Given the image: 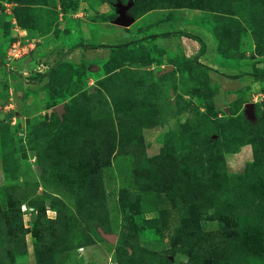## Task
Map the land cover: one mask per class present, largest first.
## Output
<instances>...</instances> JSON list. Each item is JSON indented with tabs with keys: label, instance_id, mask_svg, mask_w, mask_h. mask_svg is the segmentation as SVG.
<instances>
[{
	"label": "rangeland",
	"instance_id": "rangeland-1",
	"mask_svg": "<svg viewBox=\"0 0 264 264\" xmlns=\"http://www.w3.org/2000/svg\"><path fill=\"white\" fill-rule=\"evenodd\" d=\"M116 2L0 0V264H264V0Z\"/></svg>",
	"mask_w": 264,
	"mask_h": 264
},
{
	"label": "water",
	"instance_id": "water-1",
	"mask_svg": "<svg viewBox=\"0 0 264 264\" xmlns=\"http://www.w3.org/2000/svg\"><path fill=\"white\" fill-rule=\"evenodd\" d=\"M134 3V0H128L127 3H123L121 0H117L115 3V7L117 9V17L114 19V23L121 25V26H128L132 22V17L130 15V9ZM57 112L60 117H62V111L64 110V105L59 104L57 106ZM245 113L247 117L250 120H255L256 115H255V104L253 102H249L245 106ZM111 240L115 239V235H110L108 236Z\"/></svg>",
	"mask_w": 264,
	"mask_h": 264
},
{
	"label": "built area",
	"instance_id": "built-area-1",
	"mask_svg": "<svg viewBox=\"0 0 264 264\" xmlns=\"http://www.w3.org/2000/svg\"><path fill=\"white\" fill-rule=\"evenodd\" d=\"M18 44H15L16 42L13 43V45L10 47L9 54L10 56L14 58H20L23 57L25 54L28 53V50L33 47V42H28L27 44H21V41H18ZM48 64H45L44 60H41L36 63L35 66V72L36 73H44L48 71Z\"/></svg>",
	"mask_w": 264,
	"mask_h": 264
},
{
	"label": "trees",
	"instance_id": "trees-1",
	"mask_svg": "<svg viewBox=\"0 0 264 264\" xmlns=\"http://www.w3.org/2000/svg\"><path fill=\"white\" fill-rule=\"evenodd\" d=\"M182 33H183V35H185V36H188V37H190V38L196 39V40L199 42L200 46H201V52L204 51V49H205V43H204V40H203L202 38H200L199 36H197V35H195V34H193V33H190V32H182ZM176 34H181V32H176ZM195 61H197V63H198L199 65H201V66L204 67V65H203L200 61L197 60V56L195 57ZM53 67H54V64H53V65H52V64H51V65L49 64L48 71H46V72H44V73H36V74H37L38 77H42V76H44V75H46V74H49V73L51 72V70H52ZM260 76H261V75H259V76H257V77L260 78ZM263 76H264V73L262 74V77H263ZM262 77H261V78H262ZM58 115H59V114H58ZM59 117H60V116H59ZM261 230H263V226L260 227V228H258V229H256V230H254V232L258 233V234H255V235H260V233L262 232ZM231 235H233V234H231Z\"/></svg>",
	"mask_w": 264,
	"mask_h": 264
},
{
	"label": "clouds",
	"instance_id": "clouds-1",
	"mask_svg": "<svg viewBox=\"0 0 264 264\" xmlns=\"http://www.w3.org/2000/svg\"><path fill=\"white\" fill-rule=\"evenodd\" d=\"M21 58V57H20ZM35 71V70H34ZM36 73V72H35Z\"/></svg>",
	"mask_w": 264,
	"mask_h": 264
}]
</instances>
